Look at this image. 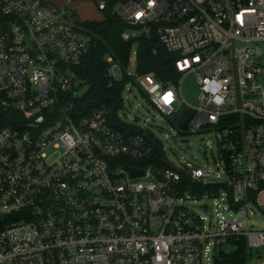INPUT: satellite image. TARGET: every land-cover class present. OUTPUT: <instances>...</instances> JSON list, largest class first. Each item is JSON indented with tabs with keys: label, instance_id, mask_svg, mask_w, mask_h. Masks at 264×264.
I'll list each match as a JSON object with an SVG mask.
<instances>
[{
	"label": "built area",
	"instance_id": "1",
	"mask_svg": "<svg viewBox=\"0 0 264 264\" xmlns=\"http://www.w3.org/2000/svg\"><path fill=\"white\" fill-rule=\"evenodd\" d=\"M86 1L127 26L124 41L154 35L178 55L176 82L138 74L136 48L134 71L107 56V77H127L184 135L212 133L218 173L176 167L123 120L124 91L85 107L97 21L73 6ZM263 210L264 0H0V264H218L243 240L247 264H264V230L243 228Z\"/></svg>",
	"mask_w": 264,
	"mask_h": 264
},
{
	"label": "trees",
	"instance_id": "2",
	"mask_svg": "<svg viewBox=\"0 0 264 264\" xmlns=\"http://www.w3.org/2000/svg\"><path fill=\"white\" fill-rule=\"evenodd\" d=\"M87 28L93 35V44L88 58L81 67L82 74L88 79V91L83 97L85 107L90 108L98 104L114 105L124 91L127 77L119 83L110 85L107 77V56L118 62L122 70L129 66L132 50H137L138 74L155 73L161 82L178 81L181 76L176 70L177 54L169 53L160 43L157 36L141 38L135 42H126L122 33L127 26L117 17L107 15L100 22L88 23ZM246 242L243 240L240 247L224 254L218 264H247Z\"/></svg>",
	"mask_w": 264,
	"mask_h": 264
},
{
	"label": "rangeland",
	"instance_id": "3",
	"mask_svg": "<svg viewBox=\"0 0 264 264\" xmlns=\"http://www.w3.org/2000/svg\"><path fill=\"white\" fill-rule=\"evenodd\" d=\"M50 1L61 3V0ZM73 8L82 20L97 22L103 20V15L97 11L91 1L74 5ZM134 69L135 62L133 61L126 71L132 72ZM115 76L117 78L122 77L120 68L115 69ZM87 91L88 87L84 88L81 94H86ZM182 96L190 106L196 107L198 105L199 88L193 75H187L182 79ZM124 98L127 110L121 113L123 120L152 131L164 144L166 156L176 167L182 168L187 163H191L202 169L218 173L215 161L217 159V150L215 145L211 144V141L214 140L212 133L201 132L194 135H189L188 133L184 135L178 124H173L166 120L132 83L126 85ZM196 211L202 214L199 209H196ZM212 218L215 222L216 215L214 214ZM243 228L246 232L264 230V212H256L254 215H249V218L243 222ZM222 251L230 254L233 252V248L224 247ZM218 252L220 253L221 249H218ZM256 256L257 253L254 252V257Z\"/></svg>",
	"mask_w": 264,
	"mask_h": 264
},
{
	"label": "water",
	"instance_id": "4",
	"mask_svg": "<svg viewBox=\"0 0 264 264\" xmlns=\"http://www.w3.org/2000/svg\"><path fill=\"white\" fill-rule=\"evenodd\" d=\"M190 119H191V117H190V118L184 123V125L182 126V128H183L184 130L187 129V127H188V123H189ZM170 121L173 122V121H174V117H171V118H170ZM130 172H131V175H132L133 177H138V176H143V175H144V173H143L142 171L130 170ZM205 208H206V207H205Z\"/></svg>",
	"mask_w": 264,
	"mask_h": 264
}]
</instances>
